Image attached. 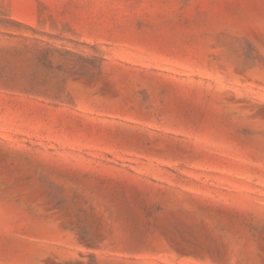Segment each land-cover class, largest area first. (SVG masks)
I'll list each match as a JSON object with an SVG mask.
<instances>
[{
    "label": "rangeland",
    "instance_id": "obj_1",
    "mask_svg": "<svg viewBox=\"0 0 264 264\" xmlns=\"http://www.w3.org/2000/svg\"><path fill=\"white\" fill-rule=\"evenodd\" d=\"M0 264H264V0H0Z\"/></svg>",
    "mask_w": 264,
    "mask_h": 264
}]
</instances>
